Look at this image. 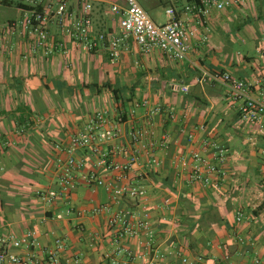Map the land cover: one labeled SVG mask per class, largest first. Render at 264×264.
<instances>
[{
	"label": "crops",
	"instance_id": "obj_1",
	"mask_svg": "<svg viewBox=\"0 0 264 264\" xmlns=\"http://www.w3.org/2000/svg\"><path fill=\"white\" fill-rule=\"evenodd\" d=\"M7 1L13 4L0 2V21L3 8L12 7L21 13L20 19L22 8L16 3L28 6L29 2ZM78 1L73 0L79 14ZM87 1L93 6L94 33L120 35V16L110 12V5L123 1ZM188 1L171 0L165 6L180 8ZM143 7L155 21L151 12L163 4L154 1ZM206 27L208 32L201 29L194 37L184 61H172L159 51L142 54L128 39L120 47L119 58L111 62L106 46L85 52L54 23L49 30L55 41L65 44L67 53L55 50L45 56L41 50L34 51L19 31L10 34L0 26V41H8L9 46L0 52V250L16 254L21 264H74L76 259L77 264L148 263L152 253L145 234L122 242L132 256L115 253V233L107 225V215L92 213L96 206L109 202L103 188L92 190L79 181L68 201L50 205L37 194L58 188L56 142L79 131L95 109L113 110L125 102L127 112L131 102L146 99L176 114L175 120L165 113L156 117L157 140L164 135L178 137L181 127L194 131L204 124L206 131L204 135L196 131L195 145L204 137L225 147L230 155L226 182L214 192L175 176L171 167L174 146L156 151L162 161L159 169L149 165L148 155L143 154L135 179L137 184L153 187L148 204L153 248L161 252L181 249L187 259L183 263L170 255L165 264H264V123H242L239 105L229 100L226 89L202 80L205 71L228 72L251 82L264 79V0L214 11ZM240 42L246 45L245 53L234 49ZM183 86L188 87L186 93ZM259 90L252 92L258 99ZM123 120L120 127L126 132L132 124H142L143 113L126 114ZM88 154L84 155L86 171L92 167ZM166 197L172 201L168 207L163 205ZM121 209L137 211L128 199L116 206ZM238 211L244 217L240 223L235 220ZM203 215L207 220L198 225ZM186 220L195 225H182ZM27 232L36 233V244L13 247L12 241Z\"/></svg>",
	"mask_w": 264,
	"mask_h": 264
},
{
	"label": "built area",
	"instance_id": "obj_2",
	"mask_svg": "<svg viewBox=\"0 0 264 264\" xmlns=\"http://www.w3.org/2000/svg\"><path fill=\"white\" fill-rule=\"evenodd\" d=\"M28 9H22V16L8 23L9 33L19 31L29 39L34 51L41 50L50 55L55 50L67 53L62 41H55L49 30L54 23L65 36L76 42L85 52H92L100 46H106L111 62L120 56V47L131 39L142 54L161 52L172 61H184L191 49L192 41L201 29L208 32L206 22L214 11L232 9L247 3L248 0H190L178 8L172 4L164 7L166 21L157 24L143 7V3L170 2L171 0H122L123 4L113 3L110 12L119 15L120 35L111 33H94L92 17L93 6L87 0H79L78 10L73 0H27ZM206 40L207 37L205 36ZM8 41H0V52L9 50ZM8 48V49H7ZM210 80L222 85L229 100L239 105L240 121L245 124L264 123V79L251 82L234 77L228 72L205 71L202 80ZM261 85V88H260ZM183 92L188 87H181ZM260 89V99L252 94L253 89ZM127 112L119 105L113 110L100 108L92 111L83 127L76 133L66 137L65 141L56 142L57 189L38 192V197L50 205L68 201L77 188L79 181L95 190L103 188L109 197V202L96 206L93 215H107V225L114 231V251L118 255L132 253L122 245L124 239L137 238L140 234L148 237L146 247L151 252L147 264H165L167 256H178L183 263L187 262L181 249L161 252L153 248L152 220L148 212L152 188L150 185L136 183L135 174L140 166L143 154L148 155L149 165L155 169L162 167V161L156 151H167L171 146L176 150L171 156V167L177 178H184L188 184L199 186L210 191H219L227 179V164L230 159L228 150L213 140L200 139L196 146V131L204 135L206 127L201 124L194 131L178 129V137L170 139L164 135L160 140L155 138V119L164 113L170 119L176 118L173 109H164L160 104L152 105L144 99L130 103ZM143 113L140 126L131 125L124 132L120 125L124 116H135ZM195 132V133H194ZM187 144V148H186ZM85 153L92 157V167L86 171L88 159ZM264 158V150L261 152ZM87 158V157H86ZM139 174V173H138ZM136 174V175H138ZM264 181V163L261 170ZM125 199L133 201L137 211L130 209L116 210ZM171 197L164 199L163 205L168 207ZM61 219V215H57ZM243 214L238 211L235 220L242 222ZM120 225V228L118 227ZM35 232H27L19 239L12 241V246L32 247L36 244ZM59 248L63 246L57 239ZM54 262L55 260L52 259ZM20 257L7 248L0 250V264H21ZM78 260L74 261L77 264ZM255 261L254 264H257Z\"/></svg>",
	"mask_w": 264,
	"mask_h": 264
},
{
	"label": "rangeland",
	"instance_id": "obj_3",
	"mask_svg": "<svg viewBox=\"0 0 264 264\" xmlns=\"http://www.w3.org/2000/svg\"><path fill=\"white\" fill-rule=\"evenodd\" d=\"M144 7H146V6L144 5ZM163 7L156 8V10L151 12L152 17L155 18V21L157 23H163L165 21V15H164L165 9ZM3 9H4V12H3V17H1V21H0L1 25L0 26L1 27L3 26V29L6 30V29H8V23H6L7 20L8 19H18L20 17L21 13L14 7L3 8ZM245 48H246V45L242 42H240L234 46V49H236L242 53H245Z\"/></svg>",
	"mask_w": 264,
	"mask_h": 264
},
{
	"label": "trees",
	"instance_id": "obj_4",
	"mask_svg": "<svg viewBox=\"0 0 264 264\" xmlns=\"http://www.w3.org/2000/svg\"><path fill=\"white\" fill-rule=\"evenodd\" d=\"M0 2L3 3V4H5V5H11V4H13L12 1H7V0H0ZM160 3L163 4V6L166 5V2H160ZM16 5H17L18 8H22V9H28V8H29L28 6L22 4L21 2L16 3ZM113 92H114L115 94H117L116 91H113ZM121 104L124 106V105L127 104V103L122 102ZM262 208H264V203L262 204ZM202 220H205V221L207 220V219H205L204 215H203V216L201 217V219L198 221V222H199L198 225L201 224V221H202ZM187 222H188L187 220H186V221H183V222H182V225H195V223H193V224L188 223V224H187Z\"/></svg>",
	"mask_w": 264,
	"mask_h": 264
}]
</instances>
